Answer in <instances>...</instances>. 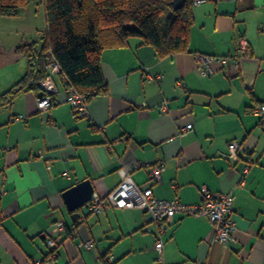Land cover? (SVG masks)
Returning a JSON list of instances; mask_svg holds the SVG:
<instances>
[{
    "label": "crops",
    "instance_id": "0c3cea01",
    "mask_svg": "<svg viewBox=\"0 0 264 264\" xmlns=\"http://www.w3.org/2000/svg\"><path fill=\"white\" fill-rule=\"evenodd\" d=\"M192 13L187 52L158 58L139 38L105 50L108 91L88 102L86 117L67 104L59 76L52 77L57 102L47 112L36 105L40 89L27 86L0 100V264H104L105 254L108 264H264V122L253 113L264 104V47L248 42L237 68L229 59L244 32L264 40L263 0H211ZM196 54L228 60L208 74ZM26 70L20 61L0 69V96ZM231 142L241 148L238 161L228 158ZM159 162L157 184L149 174ZM121 169H132L134 183L159 200L197 204L202 188L231 192L232 239L214 242L206 218L177 220L161 237L159 259L158 227L140 209L91 214L82 207L75 222L63 193L89 180L105 196L120 184ZM56 222L66 226L61 236ZM85 241L93 248H77Z\"/></svg>",
    "mask_w": 264,
    "mask_h": 264
},
{
    "label": "trees",
    "instance_id": "16d2710c",
    "mask_svg": "<svg viewBox=\"0 0 264 264\" xmlns=\"http://www.w3.org/2000/svg\"><path fill=\"white\" fill-rule=\"evenodd\" d=\"M42 2L46 27L40 43L23 39L17 46L0 49V69L21 59L27 66L24 77L0 100L27 86L39 89V83L48 75L49 55L60 66L66 89L89 93L92 98L103 96L108 91L101 72L105 50L126 47L130 39L139 38L153 48L158 58L184 53L194 24L190 0L177 11H173L172 0ZM28 3L29 0H0V17L16 18ZM105 256L100 259L108 264Z\"/></svg>",
    "mask_w": 264,
    "mask_h": 264
},
{
    "label": "built area",
    "instance_id": "2783aa9c",
    "mask_svg": "<svg viewBox=\"0 0 264 264\" xmlns=\"http://www.w3.org/2000/svg\"><path fill=\"white\" fill-rule=\"evenodd\" d=\"M211 0H190L191 6H198ZM225 1V0H215ZM264 6V0H263ZM262 31L264 32V23L262 24ZM237 54L230 57L235 68L239 65V59L248 54L249 45L243 36L237 40ZM49 55V54H48ZM195 59L203 67V71L211 74L212 64L220 63L225 64L228 60L224 57L212 58L202 54H196ZM48 75L39 83L41 95L36 99V105L40 112L49 111L57 102L56 96L58 94L56 87L52 82L53 76H59L63 84H66L65 77L60 75V66L55 59L49 55L48 58ZM159 79V78H158ZM65 100L70 106L71 110L77 117L88 116V102L93 99L89 93H78L73 88L68 87L65 90ZM138 107H145V103H141ZM162 113L167 112L166 103L160 105ZM255 115H258L264 122V104L259 105L253 110ZM24 116H18L17 120H23ZM191 129V125H187L181 129V132H186ZM241 150L236 142L229 143L228 158L238 161V153ZM140 167V164H135L133 170ZM132 169H121L120 184L112 191L108 192L105 196L94 194L91 201H89L83 208L91 214H99L106 211L107 208L117 209H140L149 218L152 223L158 227V238L155 243V250L159 259L162 256L163 241L162 235L167 232L171 222L177 220L193 217V218H206L213 230V241L219 244H226L232 239L233 233L236 230V224L233 219V195L232 193H225L219 196H214L209 193L205 188L200 190V200L197 204H184L179 200L165 201L159 200L153 195L151 188H139L131 178ZM164 171L163 162L155 164L150 169V179L159 184L161 182V175ZM4 193L0 191V199ZM53 232L61 236L66 230L63 222H56L53 225ZM73 232V230L71 229ZM49 248L54 249L57 245L56 241L49 239L47 241ZM79 249H92V241L81 242L77 245ZM105 256L107 261L111 258ZM107 261V262H108Z\"/></svg>",
    "mask_w": 264,
    "mask_h": 264
},
{
    "label": "rangeland",
    "instance_id": "374dc122",
    "mask_svg": "<svg viewBox=\"0 0 264 264\" xmlns=\"http://www.w3.org/2000/svg\"><path fill=\"white\" fill-rule=\"evenodd\" d=\"M46 27L44 4L42 0H29L27 7L16 18L0 17V49L19 45L23 39L40 43ZM245 40L253 47H264V40L256 38V32H244ZM26 63L24 59L19 60ZM18 61V62H19Z\"/></svg>",
    "mask_w": 264,
    "mask_h": 264
},
{
    "label": "water",
    "instance_id": "95a60500",
    "mask_svg": "<svg viewBox=\"0 0 264 264\" xmlns=\"http://www.w3.org/2000/svg\"><path fill=\"white\" fill-rule=\"evenodd\" d=\"M185 2L186 0H172L173 11L181 9ZM94 194L93 186L89 180H85L63 193L67 209L70 213H72V219L75 222L80 216L77 211L91 201Z\"/></svg>",
    "mask_w": 264,
    "mask_h": 264
},
{
    "label": "bare ground",
    "instance_id": "6f19581e",
    "mask_svg": "<svg viewBox=\"0 0 264 264\" xmlns=\"http://www.w3.org/2000/svg\"><path fill=\"white\" fill-rule=\"evenodd\" d=\"M209 2V1H208Z\"/></svg>",
    "mask_w": 264,
    "mask_h": 264
}]
</instances>
